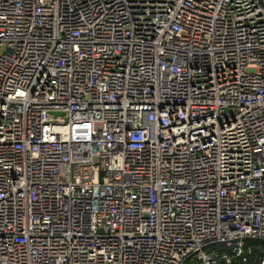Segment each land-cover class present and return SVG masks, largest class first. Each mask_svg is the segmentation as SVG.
Instances as JSON below:
<instances>
[{"label": "built area", "instance_id": "1", "mask_svg": "<svg viewBox=\"0 0 264 264\" xmlns=\"http://www.w3.org/2000/svg\"><path fill=\"white\" fill-rule=\"evenodd\" d=\"M258 239L264 0H0V264H264Z\"/></svg>", "mask_w": 264, "mask_h": 264}, {"label": "water", "instance_id": "2", "mask_svg": "<svg viewBox=\"0 0 264 264\" xmlns=\"http://www.w3.org/2000/svg\"><path fill=\"white\" fill-rule=\"evenodd\" d=\"M246 240H252V239L249 238V239H246ZM258 241L264 242V240H262V239H258ZM215 248H216L217 251H223V250H226V249H230L232 247H227L225 243H217V244H215Z\"/></svg>", "mask_w": 264, "mask_h": 264}]
</instances>
